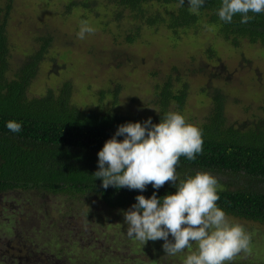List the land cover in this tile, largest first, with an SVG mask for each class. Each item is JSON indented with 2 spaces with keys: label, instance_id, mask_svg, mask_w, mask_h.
<instances>
[{
  "label": "rangeland",
  "instance_id": "1",
  "mask_svg": "<svg viewBox=\"0 0 264 264\" xmlns=\"http://www.w3.org/2000/svg\"><path fill=\"white\" fill-rule=\"evenodd\" d=\"M3 16L8 75L48 39L26 88L29 96L67 81L69 101L79 108L152 118L154 85L168 77L174 88L185 85L178 112L191 124L203 120L216 91L223 96L227 124L248 125L264 115V46L246 39L231 45L203 20L172 33L160 24H143L107 0H0ZM84 20L96 31L81 40L77 33ZM208 172L222 182L236 178ZM235 181L228 187L241 184ZM129 209L108 207L93 192L2 193L0 264H183L196 250L193 243L169 256L163 240L143 245L130 238L124 217ZM227 216L252 236V253L233 261L264 263V224Z\"/></svg>",
  "mask_w": 264,
  "mask_h": 264
},
{
  "label": "trees",
  "instance_id": "2",
  "mask_svg": "<svg viewBox=\"0 0 264 264\" xmlns=\"http://www.w3.org/2000/svg\"><path fill=\"white\" fill-rule=\"evenodd\" d=\"M107 1L113 6L127 8L131 17L143 24H160L172 33L203 20L231 45L246 39L264 46V13L255 15L247 24H241V17L236 15L232 23L226 24L217 14L222 0H205L199 15L190 13L187 0L183 7L178 6V0ZM153 4L155 8L151 7ZM47 44L48 39H43L39 47L17 65L12 75H8L5 16L0 19V194L8 191L70 195L93 192L108 207L131 208L137 195L147 198L155 192L162 198L175 193L177 187L171 183L158 190L149 184L143 192L113 186L103 188L102 179L94 176L98 170V152L114 136L119 125L143 123L148 118L110 109L79 108L69 101L67 81L41 94L27 95L26 88ZM206 50L210 55V47ZM154 90L157 112L151 120L156 124L167 112H177L182 107L185 85L174 88L166 77L154 85ZM170 104L177 110L168 109ZM9 120L21 123V131L11 132L6 126ZM194 125L202 130L203 151L195 160L180 158L177 167L180 179L208 171L233 175L236 178L228 177L226 182L217 178L223 188L219 192L218 206L226 214L264 224V115L248 125L227 124L223 96L216 91L211 96L209 112ZM116 138L122 140L124 137ZM236 179L241 184L228 187ZM229 264L264 263L231 261Z\"/></svg>",
  "mask_w": 264,
  "mask_h": 264
},
{
  "label": "clouds",
  "instance_id": "3",
  "mask_svg": "<svg viewBox=\"0 0 264 264\" xmlns=\"http://www.w3.org/2000/svg\"><path fill=\"white\" fill-rule=\"evenodd\" d=\"M191 14L199 15L205 0H187ZM185 0H178L183 7ZM264 13V0H222L219 20L228 24L236 15L240 23H249L255 15ZM96 29L88 21H81L78 39L94 34ZM7 128L21 131V123L9 120ZM123 136L122 140L116 137ZM202 130L186 121L180 112H167L159 123L149 117L143 123L128 122L118 126L98 152L95 178L102 179L107 189L146 190L171 183L175 193L158 198L136 196V203L124 213L127 235L143 245L149 240H163L166 255L175 256L197 248L186 256L183 264H229L241 253H252V236L245 227L229 220L217 201L223 191L218 179L209 172L180 179L177 167L181 157L195 160L203 151ZM178 182V183H177ZM169 234L173 240H169Z\"/></svg>",
  "mask_w": 264,
  "mask_h": 264
}]
</instances>
